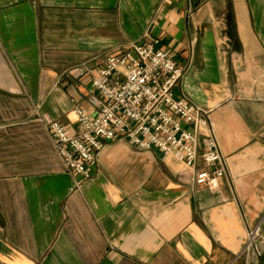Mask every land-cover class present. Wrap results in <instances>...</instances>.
Instances as JSON below:
<instances>
[{
	"label": "crops",
	"instance_id": "0c3cea01",
	"mask_svg": "<svg viewBox=\"0 0 264 264\" xmlns=\"http://www.w3.org/2000/svg\"><path fill=\"white\" fill-rule=\"evenodd\" d=\"M145 35L193 59L173 93L210 111L215 191L126 141L78 183L42 125L93 115L89 71ZM257 227L264 241V0H0V264H264L243 252Z\"/></svg>",
	"mask_w": 264,
	"mask_h": 264
},
{
	"label": "built area",
	"instance_id": "2783aa9c",
	"mask_svg": "<svg viewBox=\"0 0 264 264\" xmlns=\"http://www.w3.org/2000/svg\"><path fill=\"white\" fill-rule=\"evenodd\" d=\"M129 44L105 55L95 74L89 71L87 105L76 108V129L42 119L64 171L81 183L91 178L100 152L109 144L126 141L141 151L156 150L192 172V186L215 191L227 176L210 111L190 98L175 97L187 70L178 66L158 40ZM85 69H79L82 76ZM264 241L259 228L249 230L243 252L262 256Z\"/></svg>",
	"mask_w": 264,
	"mask_h": 264
},
{
	"label": "rangeland",
	"instance_id": "374dc122",
	"mask_svg": "<svg viewBox=\"0 0 264 264\" xmlns=\"http://www.w3.org/2000/svg\"><path fill=\"white\" fill-rule=\"evenodd\" d=\"M190 61H189V64H188V66L187 67H182L183 69H185V70H189V67L191 66V64H192V62H193V59L192 58H190L189 59ZM187 74V73H186ZM207 110V109H206Z\"/></svg>",
	"mask_w": 264,
	"mask_h": 264
}]
</instances>
